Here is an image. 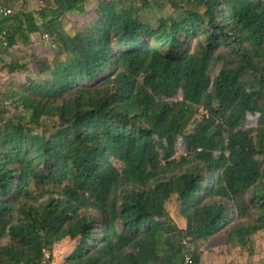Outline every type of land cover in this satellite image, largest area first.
Masks as SVG:
<instances>
[{
	"label": "trees",
	"instance_id": "1",
	"mask_svg": "<svg viewBox=\"0 0 264 264\" xmlns=\"http://www.w3.org/2000/svg\"><path fill=\"white\" fill-rule=\"evenodd\" d=\"M91 1L52 4L60 22ZM45 10L0 20L20 78L0 87V264L52 263L58 245L66 264H182L184 243L203 264L209 242L260 235L264 0H96L74 32Z\"/></svg>",
	"mask_w": 264,
	"mask_h": 264
},
{
	"label": "rangeland",
	"instance_id": "2",
	"mask_svg": "<svg viewBox=\"0 0 264 264\" xmlns=\"http://www.w3.org/2000/svg\"><path fill=\"white\" fill-rule=\"evenodd\" d=\"M139 1L140 0H136V2ZM95 3L96 0H92L91 3L89 2L86 11L83 14L77 16L67 15L64 17V20L62 19L60 22L56 21L58 22L56 28H58L59 31L66 30L70 32L87 28L92 21H95ZM34 5L35 0H15V2L9 6L15 9V14H18L32 12ZM164 11L167 15L171 13L169 7H166ZM39 18H41V16ZM54 49L55 48L52 47L51 42H47V40L45 42V39L42 40L40 35L36 36V39L33 42V50L35 55L41 57H45V55H47L49 58H52ZM16 58L20 61L24 59L19 54L16 56ZM219 69L220 66L212 65L208 70V75L213 78ZM31 70L32 68L28 69V76L36 79L35 74L30 72ZM19 79V76L9 77L7 69L4 70L0 63V87L2 89L17 85ZM189 122L186 124L187 130L189 127ZM179 152H182L180 148ZM168 209L171 210L172 214L177 218L180 224L181 219L177 205L174 203V199L168 203ZM202 249L203 264H264V231L260 235L252 237L248 241L247 245L243 247L234 248L228 246L227 243L222 240H214L203 246ZM57 250L60 251L59 254L61 256H64L62 263L65 264L66 261L64 263V260L68 258L71 253L69 251L59 249V245L57 246ZM59 254H57V252L53 253L55 258L54 264H58V259H60Z\"/></svg>",
	"mask_w": 264,
	"mask_h": 264
},
{
	"label": "built area",
	"instance_id": "3",
	"mask_svg": "<svg viewBox=\"0 0 264 264\" xmlns=\"http://www.w3.org/2000/svg\"><path fill=\"white\" fill-rule=\"evenodd\" d=\"M54 3V0H36V3L34 5V9L32 11V14H40L42 11L46 9L48 5H51ZM53 5V4H52ZM15 9L11 6H3L0 5V20H11L15 17ZM8 46V40L6 33L0 34V48H6ZM187 247V251L185 253L183 263L182 264H192L193 257L189 250V246L184 243ZM44 253H47V251H44ZM39 264H50V261L47 259H41Z\"/></svg>",
	"mask_w": 264,
	"mask_h": 264
},
{
	"label": "crops",
	"instance_id": "4",
	"mask_svg": "<svg viewBox=\"0 0 264 264\" xmlns=\"http://www.w3.org/2000/svg\"><path fill=\"white\" fill-rule=\"evenodd\" d=\"M56 1H58V0H56ZM58 13H61L60 11H59V9H58V7L56 6V4L55 5H50L49 7H48V9H46L45 10V13H43L42 15L43 16H45V19L46 20H48V21H51V20H54L55 22L56 21H58L57 19L59 18L60 19V17L58 16ZM26 14H28L27 16H29V13H26ZM64 16V15H63ZM45 20V21H46ZM53 21V22H54ZM40 22V21H39ZM23 24L25 25V23H24V21H23ZM39 26H41V25H39ZM36 36H39L37 33H35L34 35H32V37H31V42H32V46H33V42H34V40L36 39ZM43 39H44V37H43ZM46 40H47V38H45V42H46ZM19 48H20V46H18L17 47V49L16 50H19ZM48 54V53H47ZM59 249H61V250H65L66 251V249H65V247L63 246V245H59ZM54 252H57V254H59V250H57V246H56V248H55V251ZM60 255V254H59ZM63 257L64 256H59V258L61 259H58V264H63L62 263V261H63ZM67 259V258H66ZM66 259L64 260V263H65V261H66ZM54 262H55V258H54V256H53V261H52V264H54ZM66 264V263H65Z\"/></svg>",
	"mask_w": 264,
	"mask_h": 264
},
{
	"label": "clouds",
	"instance_id": "5",
	"mask_svg": "<svg viewBox=\"0 0 264 264\" xmlns=\"http://www.w3.org/2000/svg\"><path fill=\"white\" fill-rule=\"evenodd\" d=\"M51 263V262H50ZM52 264V263H51Z\"/></svg>",
	"mask_w": 264,
	"mask_h": 264
}]
</instances>
